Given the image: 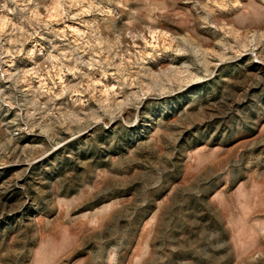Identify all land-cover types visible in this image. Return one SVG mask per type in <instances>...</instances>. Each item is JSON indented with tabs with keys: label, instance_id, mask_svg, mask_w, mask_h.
<instances>
[{
	"label": "rangeland",
	"instance_id": "rangeland-1",
	"mask_svg": "<svg viewBox=\"0 0 264 264\" xmlns=\"http://www.w3.org/2000/svg\"><path fill=\"white\" fill-rule=\"evenodd\" d=\"M0 264H264V0H0Z\"/></svg>",
	"mask_w": 264,
	"mask_h": 264
}]
</instances>
